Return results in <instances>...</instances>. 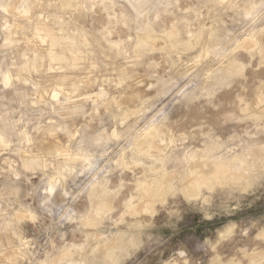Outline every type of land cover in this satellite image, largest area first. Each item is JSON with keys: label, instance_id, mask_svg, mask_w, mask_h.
Here are the masks:
<instances>
[{"label": "rangeland", "instance_id": "374dc122", "mask_svg": "<svg viewBox=\"0 0 264 264\" xmlns=\"http://www.w3.org/2000/svg\"><path fill=\"white\" fill-rule=\"evenodd\" d=\"M3 2L9 7L6 11L0 7V62L24 83L13 81L12 88L0 91V129L6 123L15 125L17 132L25 134L23 138L32 141L33 152L67 146L72 153L79 150L99 156L110 149L99 162L104 171L93 173L97 181L112 191L123 180L127 187L122 194L133 203L141 185L145 189L186 186L188 195L169 199V209L177 215L196 214L206 195L231 198V192L210 187V180L188 188L199 171L196 163H216L224 143L250 163L259 164L264 158V66L258 55L250 54L252 48H264V35H252L244 24L227 20L213 30L207 10L197 18L202 0H181L178 10L161 8V14L150 15L140 30L128 21L139 11H150L156 0H121L110 26L106 16L85 14L71 6V0H44L39 6L37 0ZM102 27L104 40L95 35ZM150 39L154 44L145 45ZM227 48L250 66L231 78L230 88H218L217 79L226 77L229 69L228 62L217 59L213 50ZM129 126L133 136L157 130V148L149 154L139 151L147 137L134 148L127 138L111 140L104 147L109 136ZM76 132L80 135L72 140ZM96 140L101 142L99 147H93ZM8 167L0 158V170ZM160 182L164 183L161 188ZM49 207L57 219L83 215L78 202L66 204L58 195ZM134 219L126 216L124 224L100 234L111 235L115 246L120 239L117 230L125 231ZM245 219L250 235H264V210L252 205L241 217ZM25 239H31V234ZM0 247L11 254L9 238L0 237ZM235 255L234 249L222 248L215 258L223 264ZM246 255L253 262L264 259V245L249 244Z\"/></svg>", "mask_w": 264, "mask_h": 264}, {"label": "clouds", "instance_id": "9594fccd", "mask_svg": "<svg viewBox=\"0 0 264 264\" xmlns=\"http://www.w3.org/2000/svg\"><path fill=\"white\" fill-rule=\"evenodd\" d=\"M43 3L44 0H37L38 6ZM180 5L181 0H156L150 11L137 12L128 24L137 25L140 30L139 26L150 15L161 14V8L178 10ZM71 6L85 14L106 16L110 26L122 2L71 0ZM0 7L6 11L9 4L0 0ZM205 10L213 19V30L215 25L225 24L227 20L244 24L251 29L252 35H264V0H202L201 7L196 10L198 19ZM97 22L103 23L102 20L93 21ZM95 35L101 40L106 39L105 27ZM252 53L260 57L261 66H264V48H252ZM213 55L228 62V75L217 79L218 88H230L231 78L242 75L250 66L238 61L232 48L213 50ZM95 67L93 63L92 69ZM0 78L3 83L0 91L12 88L13 81L24 83L20 75L6 69L2 62ZM261 104H264V96ZM131 130L129 126L109 136L104 147L111 140L127 138L134 148L136 143L145 139V135L141 131L133 136ZM13 134L17 137L15 142ZM24 135L17 132L15 125L6 123L0 129V158H4L9 166L0 170V183L4 184L0 188V237L9 238L11 246L10 255L9 249L0 247V264H22L23 261L27 264H217L215 254L222 248L234 249L236 253L223 264H264V259L253 262L246 255L249 244L264 245V235H250L247 220H241L252 205L264 210V191H261L264 189V158L259 164L250 163L247 157L238 156L228 143H224L215 157L221 166L209 186L231 192V198L206 195L196 214L177 215L169 209V199L180 193L188 195L184 186L165 185L163 189H153L152 195H145L147 190L141 185L133 194V203L122 194L127 187L123 180L109 191L93 174L94 171L97 174L104 171L99 168V162L110 149L102 151L99 156L84 155L79 150L72 153L67 146L33 152L29 146L32 141L23 138ZM79 135L76 132L71 139L76 140ZM100 145L99 140L93 142V147ZM9 156L16 159L9 160ZM257 192H260L259 196ZM55 195L62 197L66 204L78 202L83 215L72 213L70 217H53L49 205ZM189 198L200 200V197ZM126 216L135 219L125 225V231L117 230L120 239L113 246L111 235L100 233L124 224ZM229 229L230 235L225 236ZM29 234L31 239H25ZM12 241L15 244H11ZM210 253L213 254L211 258Z\"/></svg>", "mask_w": 264, "mask_h": 264}, {"label": "bare ground", "instance_id": "6f19581e", "mask_svg": "<svg viewBox=\"0 0 264 264\" xmlns=\"http://www.w3.org/2000/svg\"><path fill=\"white\" fill-rule=\"evenodd\" d=\"M61 29V28H60ZM173 33V32H172ZM172 36V35H171ZM52 41V40H51ZM54 41V40H53ZM60 41V40H59ZM63 41V40H62ZM54 42H56L57 43V40H55ZM64 42V41H63ZM61 44V43H60ZM144 44L145 45H152V44H154V40H152V39H150V40H145L144 41ZM68 45V44H67ZM75 61H76V58H75ZM76 63V62H75ZM135 96V95H134ZM134 96H133V98H134ZM138 99V98H137ZM132 100V99H131ZM152 130V129H151ZM156 132V134H157V130L155 131ZM155 132L154 131H149L147 134H146V136L145 137H147L146 139H148L147 140V142L146 143H144L143 145H141L140 147H139V151H141L143 154H149L152 150H154L155 148H157V145H156V141H155V139H154V136L156 135L155 134ZM145 135V134H144ZM158 135V134H157ZM137 149V148H136ZM140 152V153H141ZM151 155V154H150ZM196 168L195 169H198L199 171L197 172V174H196V178L193 180V181H190V186H188V188L190 187V188H193L194 186H196V185H200V184H203V183H207V182H209V180H210V182H211V180L215 177V175H216V172L218 171V169H219V167L221 166L220 164H217V163H211V165H210V162L209 161H203V162H197L196 163ZM202 169L204 170V169H211L209 172H205V171H202ZM165 178V177H164ZM162 182V181H161ZM159 183L160 184V186H159V184H157L158 185V187H160L161 188V186L163 187L164 186V183ZM166 183V182H165ZM149 187V188H148ZM148 187H146V194L145 195H152L153 193H152V191L151 190H153V189H150V187L151 186H148ZM154 187V186H153ZM199 187V186H198ZM155 188V187H154ZM185 188H186V186H185ZM197 189V188H196ZM189 191V190H188ZM191 191V190H190ZM193 191V190H192ZM196 191V190H195ZM190 193V192H189ZM193 193H195L194 191H193Z\"/></svg>", "mask_w": 264, "mask_h": 264}, {"label": "snow or ice", "instance_id": "6c2138e0", "mask_svg": "<svg viewBox=\"0 0 264 264\" xmlns=\"http://www.w3.org/2000/svg\"><path fill=\"white\" fill-rule=\"evenodd\" d=\"M231 230L229 229L227 233H225V236L230 235Z\"/></svg>", "mask_w": 264, "mask_h": 264}]
</instances>
